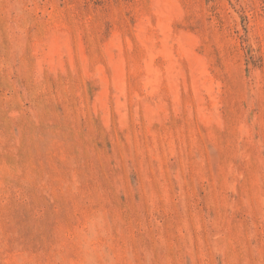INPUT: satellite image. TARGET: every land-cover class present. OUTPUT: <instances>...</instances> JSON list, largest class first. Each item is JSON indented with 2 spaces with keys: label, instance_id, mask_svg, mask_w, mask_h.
<instances>
[{
  "label": "rangeland",
  "instance_id": "obj_1",
  "mask_svg": "<svg viewBox=\"0 0 264 264\" xmlns=\"http://www.w3.org/2000/svg\"><path fill=\"white\" fill-rule=\"evenodd\" d=\"M0 264H264V0H0Z\"/></svg>",
  "mask_w": 264,
  "mask_h": 264
}]
</instances>
